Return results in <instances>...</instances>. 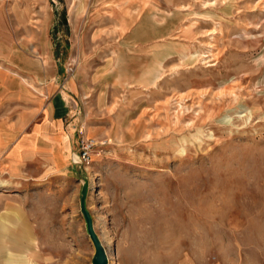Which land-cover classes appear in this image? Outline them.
<instances>
[{"label": "rangeland", "instance_id": "obj_1", "mask_svg": "<svg viewBox=\"0 0 264 264\" xmlns=\"http://www.w3.org/2000/svg\"><path fill=\"white\" fill-rule=\"evenodd\" d=\"M16 5L30 13L0 17V69L26 92L62 95L69 152L105 140L81 166L107 264H264V0ZM6 150L0 223L35 241L8 243L1 260L91 264L69 152L56 167L11 164Z\"/></svg>", "mask_w": 264, "mask_h": 264}, {"label": "crops", "instance_id": "obj_2", "mask_svg": "<svg viewBox=\"0 0 264 264\" xmlns=\"http://www.w3.org/2000/svg\"><path fill=\"white\" fill-rule=\"evenodd\" d=\"M17 3L18 0H10L4 12L0 7V17L7 13L15 24V20L30 13L26 8H19ZM10 47L6 49L7 61L15 65V54L10 53ZM16 67L19 69L18 66ZM12 69L15 68L12 67ZM22 80L25 81L24 78ZM42 90L48 95L52 90V85L45 84ZM39 92L41 91L38 87L36 94L24 91L21 82L14 75L9 74L3 68L0 69V108L3 104H8L6 111L8 108H12L11 112L13 111L7 126V134L0 139V145L7 147L6 159L11 164L27 162L41 155L50 158V161L57 167L69 152V133H65L62 129V120L69 112L66 102L60 93L51 94L44 99L39 96ZM69 162L74 166L71 161V151ZM5 231L8 232L7 226L0 223V264H8L7 258H3L5 261L1 260L2 254L7 257L8 243H22L21 237H26L28 242L34 239L28 236L25 230L23 233L20 231V235L16 238L6 237Z\"/></svg>", "mask_w": 264, "mask_h": 264}, {"label": "water", "instance_id": "obj_3", "mask_svg": "<svg viewBox=\"0 0 264 264\" xmlns=\"http://www.w3.org/2000/svg\"><path fill=\"white\" fill-rule=\"evenodd\" d=\"M74 166H75L74 171H73L74 175L78 177V179L81 182L80 188H79V198H78L79 212L84 222L85 232L93 248V253L90 258V263L91 264H107V258H106L104 248L98 236L93 230L91 217L84 205L85 195H86L87 187H88L87 177L84 171L82 170V166L80 163H75Z\"/></svg>", "mask_w": 264, "mask_h": 264}, {"label": "built area", "instance_id": "obj_4", "mask_svg": "<svg viewBox=\"0 0 264 264\" xmlns=\"http://www.w3.org/2000/svg\"><path fill=\"white\" fill-rule=\"evenodd\" d=\"M104 141L105 140L95 141L89 138H79L77 142V149L75 151H71V161L74 164H86L90 160V156L92 155L96 145H102Z\"/></svg>", "mask_w": 264, "mask_h": 264}]
</instances>
